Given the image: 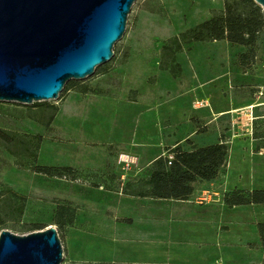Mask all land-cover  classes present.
<instances>
[{"label": "rangeland", "instance_id": "rangeland-1", "mask_svg": "<svg viewBox=\"0 0 264 264\" xmlns=\"http://www.w3.org/2000/svg\"><path fill=\"white\" fill-rule=\"evenodd\" d=\"M146 4L159 7L161 13L146 10ZM222 8L223 0H136L125 33L113 48L108 71L98 73L96 69L93 75L78 80L91 86L89 93L68 90L50 100L60 108L50 127L34 121L16 102L1 105V127L44 137L39 164L69 165L75 170L72 181L37 175L27 163L21 164L0 148V182L28 197L20 224L42 222L56 227L55 205L45 198L77 207L74 225L60 237L62 264H171L149 236L158 234L156 224L144 219L150 210L171 205L118 190V179L111 175L120 172L116 165L120 150L141 156L142 173L150 149L160 153L172 147L171 142L189 137L193 131L199 134L209 124L216 128V137L230 140L229 158L219 177L223 179L226 173L224 181L231 190L264 188V35L247 67L238 63V55L245 49L225 40L195 43L193 50L179 53L177 59L184 68L181 78L175 79L159 67L163 40ZM232 109L238 111L225 112ZM251 113L256 117L252 138L245 126ZM241 116L243 123H233V119L242 121ZM238 125L241 136L236 137ZM192 140L202 143L201 136ZM192 140L187 143L190 146L185 145L187 149L197 146ZM236 215L247 217V225L238 223L234 234L246 238L230 256H222L224 264L264 262V251L251 247L259 241L257 223L264 221V204L247 206ZM7 224L0 232L9 229L26 234L13 228L15 221Z\"/></svg>", "mask_w": 264, "mask_h": 264}, {"label": "trees", "instance_id": "trees-1", "mask_svg": "<svg viewBox=\"0 0 264 264\" xmlns=\"http://www.w3.org/2000/svg\"><path fill=\"white\" fill-rule=\"evenodd\" d=\"M144 8L152 13H161L159 7L151 4H146ZM211 14L210 18L161 42L162 54L159 62L161 70L167 71L175 79L181 78L184 70L177 59L179 53L193 50L195 43L221 40L245 49L238 55V63L242 67H247L254 61L264 35L262 6L255 0H223V8L212 10ZM108 65L109 63L99 66L97 72L99 73L101 69L107 72ZM68 90L87 94L92 88L83 81L71 80L66 84L62 95ZM2 104L3 101H0V107ZM17 104L26 108L30 118L46 127L51 126L60 109L57 104L49 101L34 102L32 105ZM261 133L264 137V130ZM43 139L40 134L24 135L0 126V148L16 157L21 164L27 163L37 175L75 180V170L69 165L51 166L37 162ZM261 147L259 146V149ZM228 158L229 145L223 140L191 150L184 149L181 143H178L173 148H168L166 155L156 157L144 174L135 181L128 180L123 184L120 181L119 191L132 197L188 200L195 189L194 184L198 180L215 179L226 166ZM1 168L0 165V171ZM69 187L74 188L72 184ZM27 200L26 194L0 182V229L8 225L9 221H15L13 228L21 233L46 228L47 224L42 222L20 224L26 211ZM45 201L55 205L53 222L59 236L64 238L66 230L73 226L77 219V207L57 198H45ZM224 201L230 207L264 204V188L233 189L225 193ZM118 221L132 222L130 218H119ZM257 232L259 241L251 244V247L261 248L264 251V221L257 223ZM246 264H264V262Z\"/></svg>", "mask_w": 264, "mask_h": 264}, {"label": "water", "instance_id": "water-1", "mask_svg": "<svg viewBox=\"0 0 264 264\" xmlns=\"http://www.w3.org/2000/svg\"><path fill=\"white\" fill-rule=\"evenodd\" d=\"M136 0H0V101L59 98L112 60ZM264 9V0H255ZM55 226L0 232V264H62Z\"/></svg>", "mask_w": 264, "mask_h": 264}, {"label": "crops", "instance_id": "crops-1", "mask_svg": "<svg viewBox=\"0 0 264 264\" xmlns=\"http://www.w3.org/2000/svg\"><path fill=\"white\" fill-rule=\"evenodd\" d=\"M237 111L238 110L236 109H232L225 112L234 114ZM239 118H241L242 121L239 122L238 120L236 121L233 119V123L237 122L239 124L245 121L243 116ZM216 119L217 118H214L210 121V123ZM205 125L207 128L204 126L201 130L197 131L199 134H196V132L193 131L189 137L177 139L176 141L171 142L172 147L170 148H173L176 144L181 143L182 147L187 149L186 146H190L187 144L188 141H191L194 136H196V138L201 136L202 139V143H199L197 140H192L197 145L196 147L215 144L222 142V140L228 145L230 144V140L225 139L224 136L219 134L220 136L216 137L215 127L212 125L209 126V124ZM237 133L238 134L234 136H241V133L239 132V125ZM210 137H213L212 142L208 141V138ZM250 137L252 138V136ZM121 151L129 152L127 150H120L116 153V158L117 154ZM134 154L139 157V162L129 172L124 173L116 161V165L120 172L112 175L115 176L114 178L118 179L119 183L122 181L123 184L128 180L135 181L138 179L144 174L147 167L156 157L167 154V149L161 151L160 153L152 152L150 149L147 153L142 173V169L140 170L139 168L141 156L138 153ZM139 172L141 174H139ZM221 174L222 171L219 172V175ZM219 175L212 180H198L194 184L195 189L188 200L144 198L146 200L152 199L155 201H166L171 205L169 207L167 205V207L163 208V210H150V213H147L144 218L145 220H148V222L152 221L156 224L158 234H150L149 236L153 243L157 245L158 250L164 253L166 260L169 263L224 264L222 256L225 253L230 256L233 252L232 249L237 246V243L239 244L245 240L246 235L234 234L235 232L233 228L235 229L238 223H245V225H247V217L244 219L236 214L237 211L244 208L246 209L247 206L252 205L228 206L224 201V195L225 193L231 191L232 187L226 185L224 181L227 178L226 173H223L225 176L223 179L220 178ZM122 177H124V180H122ZM118 190H120L119 187ZM233 214L235 216H233ZM224 218L225 221L222 220ZM224 223H227L228 225L226 224L223 226ZM234 240L237 241L236 244L233 242ZM227 262H231V259H228Z\"/></svg>", "mask_w": 264, "mask_h": 264}, {"label": "built area", "instance_id": "built-area-1", "mask_svg": "<svg viewBox=\"0 0 264 264\" xmlns=\"http://www.w3.org/2000/svg\"><path fill=\"white\" fill-rule=\"evenodd\" d=\"M247 132L249 133L250 136H253L254 133V121L255 118L253 114L251 113L249 116H247ZM117 164L119 167L122 169L124 173L129 172L134 166H136L139 162V157L136 154L126 152V151H121L117 154L116 158ZM122 180H124V177H122Z\"/></svg>", "mask_w": 264, "mask_h": 264}]
</instances>
